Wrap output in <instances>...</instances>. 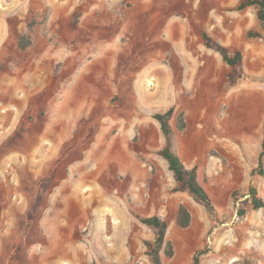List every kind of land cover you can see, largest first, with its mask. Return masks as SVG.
<instances>
[{"label":"rangeland","instance_id":"obj_1","mask_svg":"<svg viewBox=\"0 0 264 264\" xmlns=\"http://www.w3.org/2000/svg\"><path fill=\"white\" fill-rule=\"evenodd\" d=\"M239 4L0 0V264H152L156 234L138 216L167 223L163 264L199 252L200 264H264V209L249 195L264 200V36L249 35L264 32L258 9ZM203 33L243 53L235 85ZM172 107L176 150L212 211L174 191L159 155L153 115Z\"/></svg>","mask_w":264,"mask_h":264},{"label":"trees","instance_id":"obj_2","mask_svg":"<svg viewBox=\"0 0 264 264\" xmlns=\"http://www.w3.org/2000/svg\"><path fill=\"white\" fill-rule=\"evenodd\" d=\"M251 6H255L258 9V19L262 30L264 32V0H240L238 6L239 10H245ZM249 35L262 38V33H252ZM204 45L217 53H219L223 61L231 68L229 73V84L235 85L239 80L243 78V53L240 50L231 51L224 46L220 41L213 39L207 33L202 34ZM174 115V108H170L168 111L162 113L158 112L153 115L154 119L160 124L161 131L165 138V146L159 151V155L167 162L169 170L172 171L177 186L175 192H188L197 202L204 205L209 211L213 210L211 199L205 189L198 182V175L196 168L188 169L182 162L180 156L177 153L175 147V130L172 125V118ZM180 128L184 130L186 125L181 122ZM264 133V124H263ZM264 159V138L262 142V150L259 156V164L262 168ZM249 195L252 197L254 209H264V200L257 196V190L255 187H250ZM244 212L241 211L240 215ZM138 219L146 226L155 231L156 237L154 242H146L148 248V255L152 264H163L161 252L165 246H167L166 256L173 258L174 252L170 244L166 242V235L168 231V225L158 216L142 217L138 216ZM177 223L181 228H188L191 223V214L188 209L181 205L179 207ZM203 252H199L193 258L191 264H200L199 256Z\"/></svg>","mask_w":264,"mask_h":264},{"label":"crops","instance_id":"obj_3","mask_svg":"<svg viewBox=\"0 0 264 264\" xmlns=\"http://www.w3.org/2000/svg\"><path fill=\"white\" fill-rule=\"evenodd\" d=\"M161 37V36H160ZM173 38H178V37H173ZM223 43H225L224 41H223ZM205 46V45H204ZM206 47V46H205ZM159 49H162V48H160L159 47ZM179 49H181V52H183V57L185 58V60H187L188 61V65H189V68L191 69V68H193V66H194V64L196 63V62H193V61H195V60H197V58H198V55L196 54V52H194V50L192 49V48H189L188 46H184V47H180ZM114 60H116V59H113V58H110V64L108 65V66H106L105 67V65L106 64H104V67L107 69V70H110V67H111V65L114 63ZM136 67L135 66H132V68H131V66H130V70H134ZM96 69V68H95ZM189 74H190V71L188 72ZM149 86V85H148ZM186 89H184V88H182V91H185ZM192 96V95H191ZM187 97L186 99L184 98V97H182V106H184V108H185V112L187 111V110H189V114L191 115L192 113H193V110H194V107H192V102L191 101H193L192 100V97ZM212 100H209L208 102H211ZM172 108H174V107H172ZM220 127H221V129L224 131V128H223V124L221 123H217ZM215 124H214V121H213V119L210 121V122H208V129L210 130V132H212L213 130H214V128H213V126H214ZM176 132V131H175ZM223 134V133H222ZM219 135V134H218ZM193 139H195V143H197V141H196V138L193 136ZM191 150H192V152L194 153V156H198V151L195 149V147H194V144H193V148H192V146H191ZM178 153V152H177ZM179 155V154H178ZM186 166V165H185ZM188 169H191V166H186Z\"/></svg>","mask_w":264,"mask_h":264},{"label":"bare ground","instance_id":"obj_4","mask_svg":"<svg viewBox=\"0 0 264 264\" xmlns=\"http://www.w3.org/2000/svg\"><path fill=\"white\" fill-rule=\"evenodd\" d=\"M116 52H118V51H116ZM117 54V53H116ZM149 85H152V83H149Z\"/></svg>","mask_w":264,"mask_h":264}]
</instances>
